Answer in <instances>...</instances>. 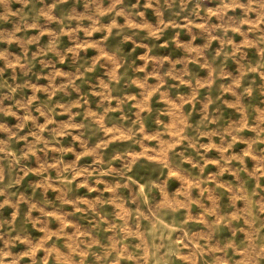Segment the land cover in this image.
<instances>
[{"label": "rangeland", "instance_id": "obj_1", "mask_svg": "<svg viewBox=\"0 0 264 264\" xmlns=\"http://www.w3.org/2000/svg\"><path fill=\"white\" fill-rule=\"evenodd\" d=\"M0 264H264V0H0Z\"/></svg>", "mask_w": 264, "mask_h": 264}]
</instances>
